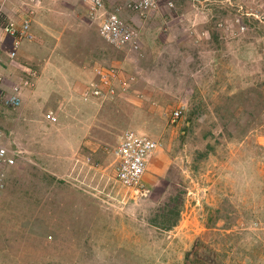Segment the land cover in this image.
<instances>
[{
  "label": "rangeland",
  "instance_id": "rangeland-1",
  "mask_svg": "<svg viewBox=\"0 0 264 264\" xmlns=\"http://www.w3.org/2000/svg\"><path fill=\"white\" fill-rule=\"evenodd\" d=\"M43 4L66 27L57 53L46 34L14 58L9 37L0 48V140L22 149L0 196V264H207L210 251L220 264H264V0H163L137 16L138 52L107 43L81 0ZM45 55L50 77L3 103L18 85L3 67L30 74ZM111 67L115 97H75L79 80L88 93ZM37 92L49 106L31 107ZM128 129L161 143L140 193L117 179ZM165 206L181 209L172 229L152 222Z\"/></svg>",
  "mask_w": 264,
  "mask_h": 264
},
{
  "label": "built area",
  "instance_id": "built-area-1",
  "mask_svg": "<svg viewBox=\"0 0 264 264\" xmlns=\"http://www.w3.org/2000/svg\"><path fill=\"white\" fill-rule=\"evenodd\" d=\"M6 1V0H4ZM27 1V0H26ZM24 2L33 5L30 9L21 8L24 13L23 20L17 22L4 12L3 4L0 6V48L6 43L7 37L12 39V46L8 50L9 56L14 58L25 40L34 38L32 31V17L35 8L41 0H28ZM86 6L91 19L98 20L99 33L101 37L116 49L129 52H138L141 48L139 24L137 16L148 17L161 9L163 0H126L124 5L114 6L107 9L104 0H81ZM236 2L238 0H228ZM170 6H174L173 1H169ZM24 7V6H23ZM127 11L134 16L127 17ZM136 17V18H135ZM1 33L5 34L4 37ZM3 37V38H1ZM1 52V49H0ZM98 75L102 76L99 83H95L92 91L88 93L99 98H113L117 90L112 85L113 79L117 78L118 73L114 67L109 69L98 68ZM36 70L30 73L36 74ZM28 83V80H26ZM20 86L13 87L12 94L8 96V102L12 105H19ZM182 116V110L176 109L172 112L170 120L175 123ZM6 137L0 129V139ZM161 143L151 136L141 134L135 130L128 129L124 132V137L117 148V179L118 181L135 192L140 193L143 188V180L148 169L150 157L159 148ZM22 149L18 145L5 139L0 140V196L5 186L6 170L8 167L20 163Z\"/></svg>",
  "mask_w": 264,
  "mask_h": 264
},
{
  "label": "crops",
  "instance_id": "crops-1",
  "mask_svg": "<svg viewBox=\"0 0 264 264\" xmlns=\"http://www.w3.org/2000/svg\"><path fill=\"white\" fill-rule=\"evenodd\" d=\"M25 1H21V0H6V1H4V6H3L4 12L6 13L7 16L11 17L13 20H15L17 22H21L25 15L21 11L19 3H22V2H25ZM43 2H44V0H41L39 2V4H37V7L35 8V13H34V15L32 17V31L34 33V36H36L37 38H39L40 36L46 34L47 38L45 40H47V42L50 45L53 44L51 53L49 54V55L53 56L54 52H55V54L57 53L56 51L58 50V46H59V44H61V39H62L61 38V33H62V31L64 29H66V27H63L60 30V28L59 29L58 28H54L55 26H52L51 24H49V22H51L50 18L55 16V11L58 10V9H55L54 7L51 8L50 5H49V7L47 6V8H45ZM65 5L66 6L63 7V10H68L70 12L71 11L70 10L71 9L70 5H67V4H65ZM41 14L42 15L44 14L43 15V20H41L39 22L37 17H40ZM46 16H47V19H44ZM60 16H63V15H60ZM60 16L57 15L56 19H57V17H60ZM66 16H68V13H66ZM33 39H30L29 41L26 40V42L24 41L25 43L23 42L24 45H22L21 51L24 54L28 53L27 48H29L33 44V42H32ZM8 40H10V41H8V43L11 45L12 39L9 37ZM63 56L65 58H67V56L65 54ZM40 59H41L40 61H39V59H36L34 61V64L31 66L32 69H36V71H37L35 75L32 74V73H30V74L29 73H24L23 71H21V73H20V71H19V73H16L17 72V67L16 66L7 65V68L3 67L4 72L6 74H8L9 76H14V78H12L14 80H12L13 82H11V83H14V82H15V84L18 83V85L20 86L19 95L21 97H22V95H24V90L26 91V89H28V85H34L35 84L33 86V89H32L33 90L32 93H34L39 88L38 85L40 86V82L41 83L45 82V75L47 73H49L48 69H49V66H50V64L52 62V57L45 55L44 58L41 57ZM53 62H52V64H53ZM7 64H9V63H7ZM36 64H38L39 67H36ZM61 67L62 66L60 65V66H58L57 69L61 70L60 72H62L65 76L66 75H70L68 71H70L72 69L71 65L64 66V68L62 67V69H61ZM55 72H57V70H55ZM24 77H26V78L24 79ZM47 77H50V75H46V78ZM71 78H72V81H74V83H77V79L78 78L76 80H73L75 77H70V79ZM26 80H28V83H26ZM82 83L83 82L81 80H79L78 81V84H80L79 88H78V86H75L77 88L75 97L84 101L85 99H87L88 95H91V94L85 92V88L86 87L84 85H81ZM48 86L50 87V85H48ZM44 87H46V85ZM12 91L13 90L11 88L10 91L7 93L6 101H4L3 103L7 104L8 106H11L12 108H15V106L12 105L11 103H9V102L7 103L8 96L10 94H12ZM38 94H39L38 92L35 93L34 97L38 96V98L37 99L34 98L29 103L31 105V107H38V106H41L43 104H46V105L49 106V102H48L49 101V99H48L49 95H45L47 100L41 102L38 99L39 98H44V97H43V95H38ZM93 98H97V97L91 95L90 99L92 101L96 100V99H93ZM3 103H1V104H3ZM52 115L55 117V119H57V117H56V115H54V113ZM20 163H21V161H20Z\"/></svg>",
  "mask_w": 264,
  "mask_h": 264
},
{
  "label": "trees",
  "instance_id": "trees-1",
  "mask_svg": "<svg viewBox=\"0 0 264 264\" xmlns=\"http://www.w3.org/2000/svg\"><path fill=\"white\" fill-rule=\"evenodd\" d=\"M142 45V42H141ZM166 207V206H165ZM167 208L166 213H164V215L159 214V216H163L162 219H158V217H155L154 219H152V222L156 225H160L162 228L165 229H172L174 226H176L180 220L181 217V209L180 207L176 206L173 208ZM205 249H207V247H205ZM206 258H215V259H211L209 263L207 264H220L221 261L218 260V256L212 255V252L210 251L207 255Z\"/></svg>",
  "mask_w": 264,
  "mask_h": 264
},
{
  "label": "clouds",
  "instance_id": "clouds-1",
  "mask_svg": "<svg viewBox=\"0 0 264 264\" xmlns=\"http://www.w3.org/2000/svg\"><path fill=\"white\" fill-rule=\"evenodd\" d=\"M142 190H144V188Z\"/></svg>",
  "mask_w": 264,
  "mask_h": 264
}]
</instances>
